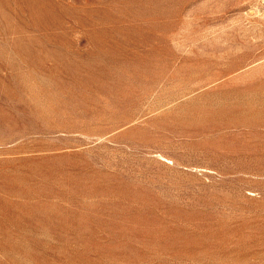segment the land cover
<instances>
[{
    "label": "rangeland",
    "instance_id": "rangeland-1",
    "mask_svg": "<svg viewBox=\"0 0 264 264\" xmlns=\"http://www.w3.org/2000/svg\"><path fill=\"white\" fill-rule=\"evenodd\" d=\"M0 264H264V0H0Z\"/></svg>",
    "mask_w": 264,
    "mask_h": 264
}]
</instances>
